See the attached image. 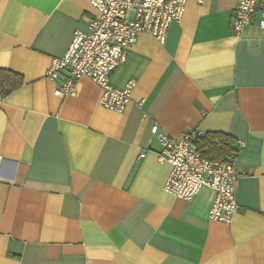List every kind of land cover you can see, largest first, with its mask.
<instances>
[{"label":"crops","instance_id":"obj_1","mask_svg":"<svg viewBox=\"0 0 264 264\" xmlns=\"http://www.w3.org/2000/svg\"><path fill=\"white\" fill-rule=\"evenodd\" d=\"M91 0H0V264H264V30L232 28L239 0H188L163 45L140 34L110 83L56 96L52 59L97 12ZM65 76L63 74L62 78ZM20 82L19 87L17 84ZM220 133L236 157L239 211L210 221L214 191L166 194L151 134ZM143 154V157L141 155Z\"/></svg>","mask_w":264,"mask_h":264},{"label":"built area","instance_id":"obj_2","mask_svg":"<svg viewBox=\"0 0 264 264\" xmlns=\"http://www.w3.org/2000/svg\"><path fill=\"white\" fill-rule=\"evenodd\" d=\"M187 1L91 0L96 17L88 21L86 31L74 32L63 57L52 59L46 71L48 80L62 79L54 95H72L76 82L87 78L101 90L99 103L104 109L124 112L135 81L129 80L123 88H115L110 83L112 73L125 62L140 34H149L163 45L169 27L181 21ZM196 2L202 4L203 0ZM254 18H257L259 29L264 30V0H239L233 12V30L242 31ZM1 100L0 96V104ZM151 134L162 147L159 161L168 163L171 169L163 191L177 199L191 201L203 188L211 189L215 197L207 217L210 221L229 225L239 211L235 198L240 176L236 157L244 144L238 142L236 150L219 162L201 155L196 146V140L202 136L199 132L174 139L159 132L154 125Z\"/></svg>","mask_w":264,"mask_h":264},{"label":"trees","instance_id":"obj_3","mask_svg":"<svg viewBox=\"0 0 264 264\" xmlns=\"http://www.w3.org/2000/svg\"><path fill=\"white\" fill-rule=\"evenodd\" d=\"M20 82L15 87H19ZM12 88L0 90V96L5 97ZM196 146L203 157L210 161L222 162L236 150L233 138L220 133H206L196 140Z\"/></svg>","mask_w":264,"mask_h":264}]
</instances>
